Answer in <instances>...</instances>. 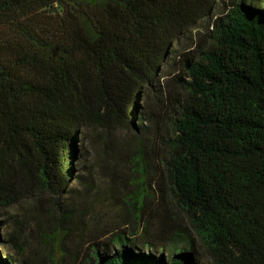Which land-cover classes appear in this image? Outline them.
<instances>
[{"label": "trees", "instance_id": "obj_1", "mask_svg": "<svg viewBox=\"0 0 264 264\" xmlns=\"http://www.w3.org/2000/svg\"><path fill=\"white\" fill-rule=\"evenodd\" d=\"M220 1L0 0V211L62 193L81 127L133 117L174 40ZM182 66L159 141L191 232L148 241L161 251L115 233L88 264H205L192 232L208 264H264V0H237Z\"/></svg>", "mask_w": 264, "mask_h": 264}, {"label": "rangeland", "instance_id": "obj_2", "mask_svg": "<svg viewBox=\"0 0 264 264\" xmlns=\"http://www.w3.org/2000/svg\"><path fill=\"white\" fill-rule=\"evenodd\" d=\"M236 1L217 2L211 15L174 40L160 70L140 91L133 117L124 113L120 122L105 128L89 122L81 127L62 193L39 191L0 211V254L9 264H22V259L29 264H88L94 250L120 247L112 241L115 233L148 251H161L150 240L165 245L184 241L182 227L191 228L171 198L159 139L171 132L177 114L181 88L175 80L185 76L183 56L204 46L216 18ZM192 235L196 253L208 264Z\"/></svg>", "mask_w": 264, "mask_h": 264}, {"label": "water", "instance_id": "obj_3", "mask_svg": "<svg viewBox=\"0 0 264 264\" xmlns=\"http://www.w3.org/2000/svg\"><path fill=\"white\" fill-rule=\"evenodd\" d=\"M53 52L55 53V49L53 50Z\"/></svg>", "mask_w": 264, "mask_h": 264}]
</instances>
